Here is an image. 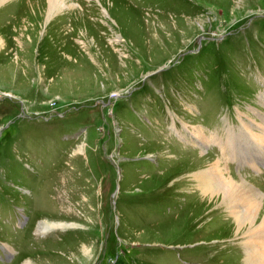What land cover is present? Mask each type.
<instances>
[{"label":"rangeland","instance_id":"obj_1","mask_svg":"<svg viewBox=\"0 0 264 264\" xmlns=\"http://www.w3.org/2000/svg\"><path fill=\"white\" fill-rule=\"evenodd\" d=\"M57 3L0 4V264H244L192 175L264 192V0Z\"/></svg>","mask_w":264,"mask_h":264},{"label":"bare ground","instance_id":"obj_2","mask_svg":"<svg viewBox=\"0 0 264 264\" xmlns=\"http://www.w3.org/2000/svg\"><path fill=\"white\" fill-rule=\"evenodd\" d=\"M4 1L0 0V4ZM59 1L60 4H63V0H50L48 16L52 15V11L59 7V3H57ZM193 136L202 144L208 142V138L200 128L194 129ZM258 137L264 142V123ZM219 144L224 154L228 152L227 154L232 158H244L245 153L241 152L239 143L230 133H228V139L225 142L219 141ZM260 144L264 148V143ZM252 158L249 164L256 167L257 157L253 155ZM213 162L208 167L193 173L194 185L203 197L209 199L208 205L220 203V209L230 216L229 223L232 224V227L235 226V234L241 240L239 242L242 248L243 263L264 264V192L246 180V177H234L229 172H223L219 161ZM205 205L207 204L205 203ZM218 211L216 210L215 213L218 214ZM44 225L52 226H48L46 223Z\"/></svg>","mask_w":264,"mask_h":264}]
</instances>
